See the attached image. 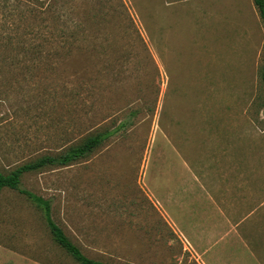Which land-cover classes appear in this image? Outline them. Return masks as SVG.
<instances>
[{
  "label": "rangeland",
  "instance_id": "1",
  "mask_svg": "<svg viewBox=\"0 0 264 264\" xmlns=\"http://www.w3.org/2000/svg\"><path fill=\"white\" fill-rule=\"evenodd\" d=\"M254 0H0V171L124 127L21 185L88 258L264 264ZM0 264H80L0 190Z\"/></svg>",
  "mask_w": 264,
  "mask_h": 264
},
{
  "label": "trees",
  "instance_id": "2",
  "mask_svg": "<svg viewBox=\"0 0 264 264\" xmlns=\"http://www.w3.org/2000/svg\"><path fill=\"white\" fill-rule=\"evenodd\" d=\"M254 4L257 6L259 16L264 24V0H254ZM261 78L264 84V51L263 62L261 68ZM264 110V108H263ZM127 122L124 121L117 128L110 130H104L86 136L81 142L77 144L69 145L66 149L55 155H44L33 161L25 163L14 170L7 173L0 171V190L3 188H10L17 192L30 197L36 202L44 211L47 224L53 235L54 240L58 243L67 253H69L80 264H107L99 260H94L85 256L81 250L65 235L63 230L52 220L51 218V205L47 199L35 195L21 185V176L24 172L31 171L48 164L68 165L90 154L96 147L102 144V142L109 137V135L115 133L117 129L125 126Z\"/></svg>",
  "mask_w": 264,
  "mask_h": 264
}]
</instances>
